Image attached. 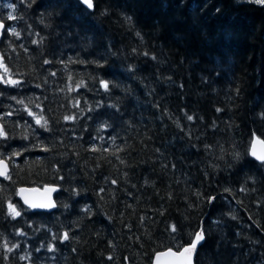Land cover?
<instances>
[{"label":"trees","instance_id":"obj_1","mask_svg":"<svg viewBox=\"0 0 264 264\" xmlns=\"http://www.w3.org/2000/svg\"><path fill=\"white\" fill-rule=\"evenodd\" d=\"M92 2L0 0V264H264V4Z\"/></svg>","mask_w":264,"mask_h":264},{"label":"water","instance_id":"obj_2","mask_svg":"<svg viewBox=\"0 0 264 264\" xmlns=\"http://www.w3.org/2000/svg\"><path fill=\"white\" fill-rule=\"evenodd\" d=\"M79 2L86 10L91 11L87 7L86 4L82 2V0H76ZM3 30V25L0 23V37L1 33ZM253 150L256 152V156H254ZM264 154V141L258 139V138H252L250 144H249V149H248V155L249 157L257 162V163H264V161H261L257 159V156ZM0 166L6 167V176L5 175H0V179H3L7 177L9 174V166L5 160H0ZM57 192V187L55 186H42V187H19L16 189V196L22 206L26 209H28L31 212H43V213H51L55 210V203H54V194ZM27 201V203L25 202ZM30 204H45V205H52L49 207H43V208H32L29 205ZM202 229L199 228L197 232H201ZM196 232V233H197ZM195 233V235H196ZM195 235L193 236L192 239L195 238ZM204 239L200 241L198 244L196 250L194 253L191 255V260L192 264H194V257L196 254L197 249L201 246L203 243ZM191 244V242H190ZM184 246L178 251H173V250H165L159 253H156L151 260L150 264H186L187 259H188V254L185 253L184 255H181L183 253L184 248H187L190 246Z\"/></svg>","mask_w":264,"mask_h":264},{"label":"snow or ice","instance_id":"obj_3","mask_svg":"<svg viewBox=\"0 0 264 264\" xmlns=\"http://www.w3.org/2000/svg\"><path fill=\"white\" fill-rule=\"evenodd\" d=\"M82 2L84 4H86L89 9H91L93 7L92 0H82ZM256 3L264 4V0H256ZM9 7H12V5H9ZM11 18H13V17H12V15L10 13L9 14V19H11ZM13 34L17 35V36L19 35V33H16L14 29H13ZM5 82L6 83L10 82L12 84L17 83V81H5ZM105 87H107V84H105ZM29 114L31 115V113H29ZM41 119H43V117H41ZM65 119H70V117H65ZM189 119H191V117H189ZM37 123H40L39 119L37 120ZM44 124L46 125L47 121H44ZM3 135H5V133H4L3 129L0 128V136H3ZM252 154L254 156L257 155L254 150H253ZM257 159H259L261 161H264V154L257 156ZM0 175H5L6 176V167L0 166ZM25 202L27 203V201H25ZM29 206L32 207V208H43V207H49V206H52V205H50V204L49 205H45V204H30ZM9 208H10L11 214H13L14 216L20 215V213L18 211H16V209L12 205H9ZM173 231H175V227H173ZM65 238L67 239V234L65 235ZM203 239H204L203 231L197 232L196 235H195V238L191 240L190 246L187 247V248H184V251H183V253H181V255H184L185 253L188 254V259H187L186 264H192L191 255H192V253L195 252L198 244ZM9 250H11V249H9Z\"/></svg>","mask_w":264,"mask_h":264},{"label":"rangeland","instance_id":"obj_4","mask_svg":"<svg viewBox=\"0 0 264 264\" xmlns=\"http://www.w3.org/2000/svg\"><path fill=\"white\" fill-rule=\"evenodd\" d=\"M248 1L256 2V0H248ZM3 74H4V72H3V70H2V68L0 66V77H2Z\"/></svg>","mask_w":264,"mask_h":264}]
</instances>
